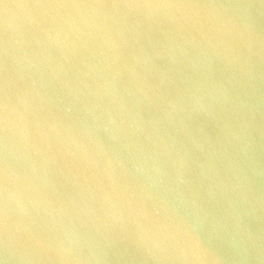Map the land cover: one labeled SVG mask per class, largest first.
<instances>
[{
  "label": "water",
  "instance_id": "95a60500",
  "mask_svg": "<svg viewBox=\"0 0 264 264\" xmlns=\"http://www.w3.org/2000/svg\"><path fill=\"white\" fill-rule=\"evenodd\" d=\"M264 154V0H0V264H110Z\"/></svg>",
  "mask_w": 264,
  "mask_h": 264
}]
</instances>
